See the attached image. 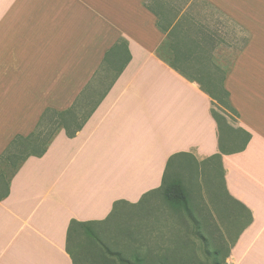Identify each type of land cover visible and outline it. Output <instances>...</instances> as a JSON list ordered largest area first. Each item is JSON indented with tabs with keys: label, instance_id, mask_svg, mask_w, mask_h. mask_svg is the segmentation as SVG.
<instances>
[{
	"label": "crops",
	"instance_id": "1",
	"mask_svg": "<svg viewBox=\"0 0 264 264\" xmlns=\"http://www.w3.org/2000/svg\"><path fill=\"white\" fill-rule=\"evenodd\" d=\"M206 1L0 0V156L46 109L97 104L11 178L0 264H133L111 219L152 199L178 153L221 154L246 213L226 262L264 264V0ZM226 93L239 115L223 131L211 108ZM242 129L247 146L222 153Z\"/></svg>",
	"mask_w": 264,
	"mask_h": 264
},
{
	"label": "rangeland",
	"instance_id": "2",
	"mask_svg": "<svg viewBox=\"0 0 264 264\" xmlns=\"http://www.w3.org/2000/svg\"><path fill=\"white\" fill-rule=\"evenodd\" d=\"M185 1L201 11L207 3L206 0ZM225 100L223 96L221 101ZM90 106H79L78 114L69 119L50 114L43 123L42 134L29 148L39 151L51 135L65 125L70 130L74 129L85 118ZM214 110L222 126L237 122V113L227 109L223 102L216 104ZM231 134L233 147H236L241 143V135L238 139L237 134ZM13 170L11 162L0 160V196L5 193ZM182 170V181L189 193L190 212L174 208L158 193L128 210L125 217L121 211L113 215L111 223L119 224V229L122 224L127 229H123L122 234H133V241L129 242L133 248V263L137 262V255L143 258V264H161L164 261L165 264H227L231 240L242 227L246 213L227 196L223 173L216 162ZM116 234L117 229L114 236Z\"/></svg>",
	"mask_w": 264,
	"mask_h": 264
},
{
	"label": "trees",
	"instance_id": "3",
	"mask_svg": "<svg viewBox=\"0 0 264 264\" xmlns=\"http://www.w3.org/2000/svg\"><path fill=\"white\" fill-rule=\"evenodd\" d=\"M147 6L150 7L149 2H147ZM221 98H223V97L214 98L213 107L211 108V111H212L213 116L217 119V121L219 123V129L222 128V130L225 131L230 126L226 125L227 128L225 126H222L219 115L214 110V106L218 103L221 104L223 102V104L225 105V107L227 109L229 108L230 110L236 112L237 115H239V113L237 112L236 108L232 105L228 93H226V95H225V98H226L225 101H221ZM96 105L92 106V108L87 112V115L85 116V118L81 122H78V125L74 129L70 130L68 128V126H66V125L63 127L66 129L67 134L69 136L75 135L76 132L82 128V126H83L85 120L87 119L88 115L93 112ZM50 114H58L59 116H65L64 115L65 113H63V112H58V111H55V110L50 109V108L46 109L42 115L41 122L39 123V125L37 126L35 131H33L31 134H29L27 136L17 135L11 141V143L9 144L7 149L1 154L0 160L3 163L4 162L5 163L11 162V164L14 165V170H13V173L11 175V178L15 175V173L19 170V168L21 167L23 162L29 156H31V155L42 156L47 151V148H48L50 142L52 141L53 137L56 134L55 135L52 134L53 136L51 135L49 140L44 143V145L42 146V148L39 151H37L35 149L31 150L29 147L37 142L39 136L43 132L42 131L43 123ZM56 123L58 124L59 122H56ZM228 135L232 136V134H228ZM240 135L242 138L241 143L236 147H232V146L228 145L226 140H223L222 137L220 136L219 144H220L221 152L227 153V152H234V151L243 150L247 146L250 135L248 132L244 131L243 129L241 130ZM31 151H36V152H31ZM215 157H216V161H207V162H216L219 165V168L221 169L222 173H224L223 167L221 165V154H217ZM15 158L18 160L15 161ZM204 163H206V162H204ZM198 164H200V163L197 162V160H195L193 157H191V155H189V153H178V154L172 155L167 162V170H166L164 177H163V184H162L160 189L155 191L154 195L161 193L163 195V197L165 198V200L170 205H172L174 208L184 209V210L190 212L191 208H190L189 193H188V191H187V189H186V187L182 181L181 175L183 172L182 169H186V168L192 169L194 167H197ZM11 178H10V180H11ZM10 180L7 184L5 193L2 196H0V199H2L3 197L8 195ZM135 258L137 259L136 260L137 262L133 263V264H143L142 263L143 262L142 257H138L136 255ZM161 264H165V261H164V263H161Z\"/></svg>",
	"mask_w": 264,
	"mask_h": 264
}]
</instances>
